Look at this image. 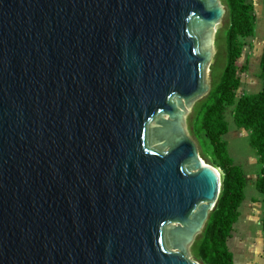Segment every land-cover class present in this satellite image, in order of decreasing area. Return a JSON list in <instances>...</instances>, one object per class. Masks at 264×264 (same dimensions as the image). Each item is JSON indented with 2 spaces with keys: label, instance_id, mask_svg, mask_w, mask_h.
Segmentation results:
<instances>
[{
  "label": "water",
  "instance_id": "water-1",
  "mask_svg": "<svg viewBox=\"0 0 264 264\" xmlns=\"http://www.w3.org/2000/svg\"><path fill=\"white\" fill-rule=\"evenodd\" d=\"M220 0H0V264H197L222 181L186 118Z\"/></svg>",
  "mask_w": 264,
  "mask_h": 264
},
{
  "label": "trees",
  "instance_id": "trees-1",
  "mask_svg": "<svg viewBox=\"0 0 264 264\" xmlns=\"http://www.w3.org/2000/svg\"><path fill=\"white\" fill-rule=\"evenodd\" d=\"M225 3L228 12L226 64L219 83L199 110L201 128L212 147L211 165L219 168L222 174L218 202L210 213L197 248L201 264H234V255L228 247V241L246 199L247 178L241 166L230 156L228 141L224 139L228 132V123L224 117L228 107L235 108L236 127L250 132V145L256 151L261 164L256 187L263 195L264 202V52L260 74L262 90L237 98L241 85L240 73L248 69L246 63H240L244 47L242 39L254 34L256 15L251 0H225ZM262 228L264 231V218Z\"/></svg>",
  "mask_w": 264,
  "mask_h": 264
},
{
  "label": "rangeland",
  "instance_id": "rangeland-1",
  "mask_svg": "<svg viewBox=\"0 0 264 264\" xmlns=\"http://www.w3.org/2000/svg\"><path fill=\"white\" fill-rule=\"evenodd\" d=\"M224 9L221 19L222 27L215 34L214 60L207 70L208 90L199 97L187 115V133L195 143L198 154L212 164V147L204 130L201 128L199 110L206 102L210 92L219 83L226 64L225 39L228 24V12L225 0H220ZM256 15L255 32L242 39L244 42L240 63H246L248 69L240 73L241 85L237 98L245 94H254L262 90L261 60L264 52V0H251ZM234 106L228 107L224 117L228 123V132L224 139L228 141L229 154L234 162L241 166L247 178L246 199L240 211L241 216L234 225L228 247L234 255V264H264V218L263 195L257 190L256 182L261 171V164L256 151L250 145V132L239 129L234 123ZM219 169V168H218ZM221 179L222 174L219 169ZM191 246V255L196 262L198 244L205 226ZM245 258V259H244Z\"/></svg>",
  "mask_w": 264,
  "mask_h": 264
},
{
  "label": "bare ground",
  "instance_id": "bare-ground-1",
  "mask_svg": "<svg viewBox=\"0 0 264 264\" xmlns=\"http://www.w3.org/2000/svg\"><path fill=\"white\" fill-rule=\"evenodd\" d=\"M201 165L204 168L210 169L217 176V178L219 179V181H221V175H220V172H219V169L218 168H216L213 165H211L208 162H206L202 157H201ZM197 264H201V263L200 262H197Z\"/></svg>",
  "mask_w": 264,
  "mask_h": 264
}]
</instances>
